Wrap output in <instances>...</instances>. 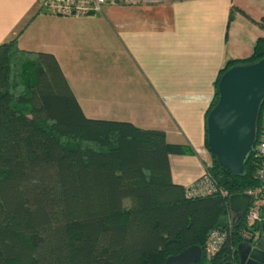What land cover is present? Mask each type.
Here are the masks:
<instances>
[{"label": "trees", "instance_id": "16d2710c", "mask_svg": "<svg viewBox=\"0 0 264 264\" xmlns=\"http://www.w3.org/2000/svg\"><path fill=\"white\" fill-rule=\"evenodd\" d=\"M257 23L264 31V15ZM263 55L264 34L247 57L225 61L205 116L219 75ZM263 111L264 102L256 128ZM192 153L162 130L87 117L52 54L21 49L16 36L0 43V264H162L190 245L203 252L211 231L227 229L221 191L255 187L258 160L251 152L233 175L208 150L216 190L187 195L171 180L168 155ZM247 229L235 219L215 254L196 264H238Z\"/></svg>", "mask_w": 264, "mask_h": 264}, {"label": "crops", "instance_id": "0c3cea01", "mask_svg": "<svg viewBox=\"0 0 264 264\" xmlns=\"http://www.w3.org/2000/svg\"><path fill=\"white\" fill-rule=\"evenodd\" d=\"M40 6L0 0V43L16 36L19 48L52 54L87 117L187 144L193 153L169 154L168 165L172 182L189 186L210 159L204 116L213 81L226 60L251 53L264 0H141L82 17Z\"/></svg>", "mask_w": 264, "mask_h": 264}, {"label": "water", "instance_id": "95a60500", "mask_svg": "<svg viewBox=\"0 0 264 264\" xmlns=\"http://www.w3.org/2000/svg\"><path fill=\"white\" fill-rule=\"evenodd\" d=\"M216 102L205 116L206 146L217 163L233 175H242L244 162L256 139V119L264 102V55L247 64H235L223 71L216 82ZM249 196L231 194L227 198L234 219L246 210ZM261 233L256 236L255 233ZM238 264H264V208L262 220L251 237L235 248ZM202 249L190 245L167 256L162 264H196Z\"/></svg>", "mask_w": 264, "mask_h": 264}, {"label": "built area", "instance_id": "2783aa9c", "mask_svg": "<svg viewBox=\"0 0 264 264\" xmlns=\"http://www.w3.org/2000/svg\"><path fill=\"white\" fill-rule=\"evenodd\" d=\"M140 1L141 0H41V6L43 10L56 16L82 17L100 12L102 7L108 4L136 5L139 4ZM252 153L258 160V167L256 169L257 185L243 192L249 196V200L245 213L241 218L250 229L245 231L241 241L251 237L255 232V226L262 220V210L264 208V111L259 118ZM187 187L189 190L187 195L210 194L216 190L206 171ZM221 193L228 198L225 191H221ZM234 220L233 213L229 210L226 216V221L228 223L226 231L230 230L231 223L234 222ZM226 231L214 229L210 232L203 248L205 257L208 258L215 254L226 238Z\"/></svg>", "mask_w": 264, "mask_h": 264}, {"label": "rangeland", "instance_id": "374dc122", "mask_svg": "<svg viewBox=\"0 0 264 264\" xmlns=\"http://www.w3.org/2000/svg\"><path fill=\"white\" fill-rule=\"evenodd\" d=\"M45 12H47V11H45ZM47 13H48V12H47ZM258 19H259V18H258ZM259 28H260V30H261V33H260L259 35H261V34L263 33V31H262V27L260 26ZM7 40H8V39H6L5 41H7ZM205 171H206V170L204 169L203 172H205Z\"/></svg>", "mask_w": 264, "mask_h": 264}, {"label": "flooded vegetation", "instance_id": "af4514ba", "mask_svg": "<svg viewBox=\"0 0 264 264\" xmlns=\"http://www.w3.org/2000/svg\"><path fill=\"white\" fill-rule=\"evenodd\" d=\"M255 235H256V236H259V235H261V233L257 232V233H255Z\"/></svg>", "mask_w": 264, "mask_h": 264}]
</instances>
